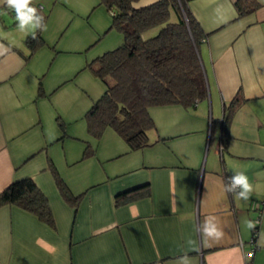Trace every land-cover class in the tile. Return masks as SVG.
<instances>
[{
	"label": "crops",
	"instance_id": "obj_1",
	"mask_svg": "<svg viewBox=\"0 0 264 264\" xmlns=\"http://www.w3.org/2000/svg\"><path fill=\"white\" fill-rule=\"evenodd\" d=\"M235 1L188 3L208 33L199 46L208 94L194 108L150 106L153 144L140 149L111 127L99 138L87 132L85 113L106 88L87 64L124 40L105 5L33 0L44 27L32 50V30L21 32L0 5V191L31 177L55 220L51 228L1 205L0 264H176L184 255L191 264H264V0L240 17ZM52 166L83 193L76 208ZM238 172L253 186L248 200L225 189ZM146 183L149 195L114 205L115 194Z\"/></svg>",
	"mask_w": 264,
	"mask_h": 264
},
{
	"label": "trees",
	"instance_id": "obj_2",
	"mask_svg": "<svg viewBox=\"0 0 264 264\" xmlns=\"http://www.w3.org/2000/svg\"><path fill=\"white\" fill-rule=\"evenodd\" d=\"M137 0H100L111 12L112 26L124 36L123 42L105 51L87 66L105 84L103 94L85 113L87 132L99 138L105 128H113L131 149L153 144L149 131L155 124L148 108L155 105L181 104L194 108L207 97V81L199 54V46L207 40L197 18L190 11V0H155L135 7ZM260 5L258 0H236L237 17ZM34 6V5H32ZM41 13L40 8L34 6ZM174 15V17H173ZM157 27L151 36L144 34ZM36 39L29 34L26 45L32 50L42 44L41 28L35 29ZM235 97L231 105H235ZM229 113L222 119L226 133ZM63 199L76 208L83 193L72 194L55 168L51 167ZM148 184L136 186L114 195V205L149 195ZM15 204L35 214L55 228L49 201L31 177L15 179L0 191V206ZM258 224L252 228L255 240Z\"/></svg>",
	"mask_w": 264,
	"mask_h": 264
},
{
	"label": "clouds",
	"instance_id": "obj_3",
	"mask_svg": "<svg viewBox=\"0 0 264 264\" xmlns=\"http://www.w3.org/2000/svg\"><path fill=\"white\" fill-rule=\"evenodd\" d=\"M0 5L6 6L8 9L14 10L15 19L18 22L17 28L21 32L31 29V35L33 39H36L35 29L43 28V16L38 14V10L33 5V0H0ZM225 189L228 192L235 193L243 200H248L250 194L253 191V186L249 182L248 177L243 172L235 173L228 179V183L225 185ZM249 228H254L255 224L249 222ZM205 232L211 235L215 231V225L205 224ZM248 258L251 259L252 253H248ZM176 264H191V259L184 255L179 257Z\"/></svg>",
	"mask_w": 264,
	"mask_h": 264
},
{
	"label": "rangeland",
	"instance_id": "obj_4",
	"mask_svg": "<svg viewBox=\"0 0 264 264\" xmlns=\"http://www.w3.org/2000/svg\"><path fill=\"white\" fill-rule=\"evenodd\" d=\"M157 30H158V28H157V27H154V28L148 30V31L144 34V36H151V35L155 34V33L157 32ZM214 139H215V134H214V136L212 137V140H211V143H214V144H215ZM216 146H217V144H216Z\"/></svg>",
	"mask_w": 264,
	"mask_h": 264
},
{
	"label": "built area",
	"instance_id": "obj_5",
	"mask_svg": "<svg viewBox=\"0 0 264 264\" xmlns=\"http://www.w3.org/2000/svg\"><path fill=\"white\" fill-rule=\"evenodd\" d=\"M227 183H228V181H227ZM256 223H258V219H256ZM250 253V252H249ZM248 254V253H247ZM246 254V256H247V258H248V255Z\"/></svg>",
	"mask_w": 264,
	"mask_h": 264
}]
</instances>
